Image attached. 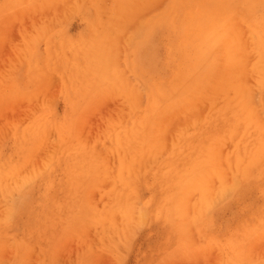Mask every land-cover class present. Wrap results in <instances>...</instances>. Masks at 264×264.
I'll list each match as a JSON object with an SVG mask.
<instances>
[{
	"label": "rangeland",
	"instance_id": "obj_1",
	"mask_svg": "<svg viewBox=\"0 0 264 264\" xmlns=\"http://www.w3.org/2000/svg\"><path fill=\"white\" fill-rule=\"evenodd\" d=\"M0 264H264V0H0Z\"/></svg>",
	"mask_w": 264,
	"mask_h": 264
},
{
	"label": "bare ground",
	"instance_id": "obj_2",
	"mask_svg": "<svg viewBox=\"0 0 264 264\" xmlns=\"http://www.w3.org/2000/svg\"><path fill=\"white\" fill-rule=\"evenodd\" d=\"M208 1H210V0H208ZM197 3H199V2H197ZM171 4H173V3H171ZM170 4V5H171ZM183 4H185V3H183ZM182 5V4H181ZM252 5H253V3H252ZM229 6H231V5H229ZM228 6V7H229ZM211 7H213V6H211ZM210 7V8H211ZM209 8V9H210ZM164 10V9H163ZM168 13V12H167ZM174 13V12H173ZM178 14V13H177ZM234 19V18H233ZM210 21V20H209ZM185 25V24H184ZM183 27V26H182ZM224 27V26H223ZM223 27H220V28H216L213 32H215V36H216V41H215V43L213 42V41H211V40H208L210 43H211V45H212V47H213V49L215 50V49H219V50H221L222 51V45H221V41H220V39H219V37H221L223 34H225L226 32L223 30ZM206 27H205V32H206ZM186 30V29H185ZM226 30V29H225ZM204 32V33H205ZM210 31L208 30L207 32H206V34H207V36H206V38H208L209 36H210V34L211 33H209ZM182 33H184V32H182ZM181 33V34H182ZM205 43V42H204ZM205 46V45H204ZM214 46H216V47H214ZM223 47H224V44H223ZM224 51V50H223ZM214 55H215V52L213 53ZM217 54V53H216ZM204 56V55H203ZM216 56V55H215ZM218 56V55H217ZM216 56V57H217ZM200 57H201V60L202 61H199L200 63L199 64H201V63H203V66H202V68H200L199 66H197L196 67V70H192L191 72L193 73V75H189L190 77L187 79L188 81H193L194 82V80H195V82L197 81L195 78L198 76V79L200 78L199 76H201V72H203L202 70L206 67V65H204V59H203V57H202V50H200ZM199 57V58H200ZM196 59H198V56H197V58ZM198 61V60H197ZM193 69H194V67H193ZM211 69H212V67H211ZM207 70V69H206ZM205 71V70H204ZM207 72H208V70H207ZM212 72H214V71H212ZM212 72H211V74H212ZM204 73V72H203ZM110 74V73H109ZM206 74V73H205ZM187 75V74H186ZM204 76V75H203ZM207 78H208V76L207 75H205ZM211 76V75H210ZM213 76V75H212ZM176 77V76H175ZM188 77V76H187ZM180 78H182V77H180ZM203 78V77H202ZM202 78H201V81H205L206 79L204 78V80H202ZM200 80V79H199ZM209 80V79H208ZM211 81V80H210ZM182 82V81H181ZM193 82H192V84H193ZM199 84H200V82H198ZM198 83H195V84H193L192 86L194 87V85L196 86V84H198ZM197 86H199V85H197ZM143 86H141V88H142ZM145 87V86H144ZM184 87V86H183ZM191 87V86H190ZM189 87V88H190ZM195 89L197 88H200V87H194ZM194 88H192L191 87V89H190V91H192ZM188 89V88H187ZM196 89V90H197ZM184 90V89H183ZM186 90V89H185ZM180 91H182V90H180L179 89V92ZM187 91V90H186ZM174 92V91H173ZM193 92V91H192ZM192 92H190V93H192ZM175 93V92H174ZM173 94V93H172ZM177 94V93H176ZM193 94H194V92H193ZM178 95V94H177ZM176 95V96H177ZM181 95V94H180ZM179 95V96H180ZM188 95V94H187ZM179 96H177V97H179ZM195 96V95H194ZM170 97V96H169ZM194 98V97H193ZM170 99H173V98H170ZM179 99L181 100V98L179 97ZM184 100V99H183ZM193 100V99H192ZM81 108V107H80ZM153 110V109H152ZM156 110V109H155ZM153 112V111H152ZM152 112H151V114H152ZM81 115V114H80ZM140 116V115H139ZM138 116V117H139ZM146 116V115H145ZM144 116V117H145ZM137 117V118H138ZM146 117H148V115L146 116ZM151 120V119H150ZM107 122V121H106ZM137 122V121H136ZM138 122H139V120H138ZM108 123V122H107ZM137 124V123H136ZM115 125V124H114ZM133 125H134V123H133ZM138 125V124H137ZM135 126V125H134ZM142 126V125H141ZM165 126V125H164ZM135 130H137V129H135ZM62 131V130H61ZM147 132V131H146ZM150 132V131H149ZM59 133V132H58ZM187 133V132H186ZM60 134H61V132H60ZM59 135V134H58ZM188 135V134H187ZM85 152V151H84ZM86 153V152H85ZM72 156V155H71ZM73 158V157H72ZM101 165H103V164H101ZM105 165V164H104ZM114 168V167H113ZM112 172H114V171H112ZM88 176V175H87ZM206 179V178H205ZM132 188V187H131ZM171 203H174V202H172L171 201ZM152 222V221H151ZM166 226V225H165ZM168 226V225H167ZM30 257V256H29ZM28 256H27V259L29 258ZM30 261V260H29Z\"/></svg>",
	"mask_w": 264,
	"mask_h": 264
}]
</instances>
